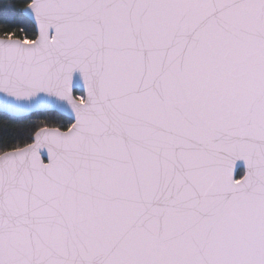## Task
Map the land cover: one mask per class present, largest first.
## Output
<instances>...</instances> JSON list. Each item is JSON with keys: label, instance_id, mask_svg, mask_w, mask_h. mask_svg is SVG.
<instances>
[{"label": "snow or ice", "instance_id": "obj_1", "mask_svg": "<svg viewBox=\"0 0 264 264\" xmlns=\"http://www.w3.org/2000/svg\"><path fill=\"white\" fill-rule=\"evenodd\" d=\"M0 20V264H264V0H23Z\"/></svg>", "mask_w": 264, "mask_h": 264}, {"label": "trees", "instance_id": "obj_2", "mask_svg": "<svg viewBox=\"0 0 264 264\" xmlns=\"http://www.w3.org/2000/svg\"><path fill=\"white\" fill-rule=\"evenodd\" d=\"M23 0H0V20L8 18L14 22L27 23L19 12ZM49 118L50 122H60L63 117L55 111H35L25 116H12L0 112V136L8 139H24L29 125L40 119Z\"/></svg>", "mask_w": 264, "mask_h": 264}, {"label": "water", "instance_id": "obj_3", "mask_svg": "<svg viewBox=\"0 0 264 264\" xmlns=\"http://www.w3.org/2000/svg\"><path fill=\"white\" fill-rule=\"evenodd\" d=\"M0 112L5 113L3 110H0ZM32 112H35V111H30V110L10 111L6 114L12 115V116H25V115H28Z\"/></svg>", "mask_w": 264, "mask_h": 264}]
</instances>
